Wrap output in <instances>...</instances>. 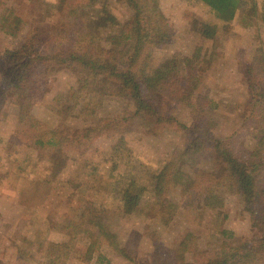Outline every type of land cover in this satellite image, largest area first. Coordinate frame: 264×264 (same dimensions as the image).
Returning a JSON list of instances; mask_svg holds the SVG:
<instances>
[{
  "label": "rangeland",
  "instance_id": "obj_1",
  "mask_svg": "<svg viewBox=\"0 0 264 264\" xmlns=\"http://www.w3.org/2000/svg\"><path fill=\"white\" fill-rule=\"evenodd\" d=\"M73 1L0 0V15L11 7L23 21L16 36L0 29V83L2 51L16 47L29 25L53 27L63 20ZM255 1L257 15H244L251 0H241V10L227 23L196 0H159L156 10L144 9L162 16L172 30L170 42L150 51L147 91L158 113L190 127L185 133L153 135L155 117L137 112L126 89L107 77L97 79L94 91L75 94L85 75L76 66L66 65L37 84L0 87V264H134L109 239L94 243L99 233L93 217L143 263L207 264L221 251L254 242L249 215L234 197L218 209L201 206L211 188L200 173L220 168L207 149L214 140L229 137L239 155L256 143L242 121L245 68L264 50V0ZM82 6L86 32L103 44L126 47L114 38L132 20L124 0H82ZM198 21L215 27L213 39L190 29ZM196 51L202 62L195 71L201 94L195 108L176 97L186 59ZM107 119L108 130L85 152L54 155L31 145L52 134L73 138ZM173 155L194 184L188 196L177 186L159 198L154 177ZM49 243H67V254L51 253Z\"/></svg>",
  "mask_w": 264,
  "mask_h": 264
},
{
  "label": "trees",
  "instance_id": "obj_2",
  "mask_svg": "<svg viewBox=\"0 0 264 264\" xmlns=\"http://www.w3.org/2000/svg\"><path fill=\"white\" fill-rule=\"evenodd\" d=\"M158 1L124 0L126 7L131 11L132 20L121 26L119 34L114 37L119 40L118 44H127L125 48L120 49L103 44L85 31L86 13L82 0H74L63 20L53 27L29 25L16 47L2 51L4 66L0 87L4 89L23 81L37 84L66 65L76 66L81 68L85 75L77 80L75 94L94 91L97 79L107 77L126 89L127 96L136 105L137 112L146 110L155 117L154 124L149 128L153 135H158L161 130L185 133L190 127L175 118L158 113L147 91L144 70L150 51L172 39V30L165 19L144 11L145 8L156 10ZM196 1L206 6L224 23L233 21L241 10V0ZM242 13L250 17L257 15L256 1L251 0L250 8ZM261 18L264 20V13ZM22 26L23 21L11 7L2 11L0 29L5 35L16 36ZM190 29L207 39L215 37V27H208L199 21L193 23ZM199 58V52L196 51L186 59L187 73L182 77V86L176 97L179 103L195 108L196 104H200L201 98V94L197 92L200 87L199 77L195 72L198 70L197 65L202 62ZM245 75L248 97L242 121L247 134L256 143L252 150L240 155L234 151L229 137L214 140L207 147L208 152L220 163V168L200 173L201 177L210 183L211 188L202 197L200 204L204 208L214 210L224 205L227 196L234 197L241 204L242 211L249 215L250 229L256 238L254 242L242 245L239 249L221 251L209 259L207 264H264V50L252 55L251 63L245 68ZM194 94L196 95L193 106L191 98ZM111 122V119L102 120L97 125L80 131L73 138L52 134L44 140H36L31 145L54 155L70 151L85 152L95 138L102 137ZM206 133H209V129ZM154 180L155 195L159 198L171 187L177 186L188 196L194 184V180L184 170V162L176 155L161 162ZM90 222L99 233L94 243L107 244L109 239L110 245L125 260L134 261V264H174L163 261H135L133 256L118 244L115 235L106 229L101 220L93 217ZM66 245L67 243H49L48 251L67 254ZM99 258L101 262L104 260L101 256Z\"/></svg>",
  "mask_w": 264,
  "mask_h": 264
}]
</instances>
